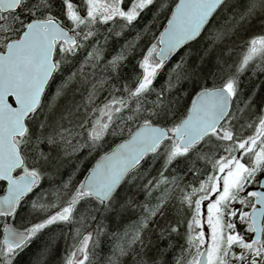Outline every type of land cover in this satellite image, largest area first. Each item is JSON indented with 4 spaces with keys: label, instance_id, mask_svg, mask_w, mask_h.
I'll return each instance as SVG.
<instances>
[{
    "label": "snow or ice",
    "instance_id": "snow-or-ice-1",
    "mask_svg": "<svg viewBox=\"0 0 264 264\" xmlns=\"http://www.w3.org/2000/svg\"><path fill=\"white\" fill-rule=\"evenodd\" d=\"M262 77L264 0H0V264H264Z\"/></svg>",
    "mask_w": 264,
    "mask_h": 264
},
{
    "label": "trees",
    "instance_id": "trees-1",
    "mask_svg": "<svg viewBox=\"0 0 264 264\" xmlns=\"http://www.w3.org/2000/svg\"><path fill=\"white\" fill-rule=\"evenodd\" d=\"M262 78H264V77H262ZM163 79V77H161V80ZM105 250H107V249H105ZM25 259H26V257H25Z\"/></svg>",
    "mask_w": 264,
    "mask_h": 264
},
{
    "label": "water",
    "instance_id": "water-1",
    "mask_svg": "<svg viewBox=\"0 0 264 264\" xmlns=\"http://www.w3.org/2000/svg\"><path fill=\"white\" fill-rule=\"evenodd\" d=\"M3 193H1L0 195H2Z\"/></svg>",
    "mask_w": 264,
    "mask_h": 264
}]
</instances>
